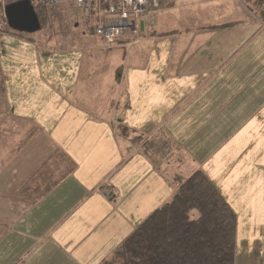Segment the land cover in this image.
<instances>
[{
    "label": "crops",
    "instance_id": "0c3cea01",
    "mask_svg": "<svg viewBox=\"0 0 264 264\" xmlns=\"http://www.w3.org/2000/svg\"><path fill=\"white\" fill-rule=\"evenodd\" d=\"M87 17L61 47L0 34V264H100L195 172L236 216L235 264H264V19L161 0L107 45Z\"/></svg>",
    "mask_w": 264,
    "mask_h": 264
},
{
    "label": "trees",
    "instance_id": "16d2710c",
    "mask_svg": "<svg viewBox=\"0 0 264 264\" xmlns=\"http://www.w3.org/2000/svg\"><path fill=\"white\" fill-rule=\"evenodd\" d=\"M16 1L20 0H5L6 5ZM30 1L40 29L45 28L50 22L48 10L37 0ZM244 3L264 19V0ZM235 241L234 212L212 184L195 172L100 264H235Z\"/></svg>",
    "mask_w": 264,
    "mask_h": 264
},
{
    "label": "built area",
    "instance_id": "2783aa9c",
    "mask_svg": "<svg viewBox=\"0 0 264 264\" xmlns=\"http://www.w3.org/2000/svg\"><path fill=\"white\" fill-rule=\"evenodd\" d=\"M66 1H73L84 15L95 18L91 36L112 45L125 33L136 36L142 25H151L161 0H37L36 4L49 11ZM5 6V0H0V34L7 31Z\"/></svg>",
    "mask_w": 264,
    "mask_h": 264
},
{
    "label": "rangeland",
    "instance_id": "374dc122",
    "mask_svg": "<svg viewBox=\"0 0 264 264\" xmlns=\"http://www.w3.org/2000/svg\"><path fill=\"white\" fill-rule=\"evenodd\" d=\"M48 15L50 17V22L45 28H42L32 34H20L26 35L31 41H51L53 42V44L57 45V47H61V45H63L61 44V40L64 37H73L84 34L86 31V27H88L89 18L83 14L82 10L78 8L73 1H69L60 5L58 7V11L49 10ZM3 34H7V32ZM119 131L122 134L126 135L129 130L124 125L119 124ZM131 140L129 142H132ZM262 257L264 260V250L262 253Z\"/></svg>",
    "mask_w": 264,
    "mask_h": 264
},
{
    "label": "water",
    "instance_id": "95a60500",
    "mask_svg": "<svg viewBox=\"0 0 264 264\" xmlns=\"http://www.w3.org/2000/svg\"><path fill=\"white\" fill-rule=\"evenodd\" d=\"M7 26L15 32L32 34L40 29L38 17L30 0L9 3L4 9Z\"/></svg>",
    "mask_w": 264,
    "mask_h": 264
}]
</instances>
